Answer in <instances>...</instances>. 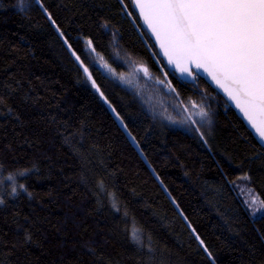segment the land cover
<instances>
[{
  "label": "trees",
  "instance_id": "16d2710c",
  "mask_svg": "<svg viewBox=\"0 0 264 264\" xmlns=\"http://www.w3.org/2000/svg\"><path fill=\"white\" fill-rule=\"evenodd\" d=\"M18 3L0 0V264H264L247 202L264 199V149L203 79L165 68L131 0ZM191 101L210 124L186 121Z\"/></svg>",
  "mask_w": 264,
  "mask_h": 264
},
{
  "label": "snow or ice",
  "instance_id": "6c2138e0",
  "mask_svg": "<svg viewBox=\"0 0 264 264\" xmlns=\"http://www.w3.org/2000/svg\"><path fill=\"white\" fill-rule=\"evenodd\" d=\"M121 2L123 3V0ZM131 2L138 11V18L143 21L138 27L147 28L150 38L154 39L155 45L167 59V64L173 66L182 76L191 77L193 81L203 76L220 89L242 114L252 130L250 135H254L264 146V0H131ZM37 3H41V0H37ZM128 15L132 13L129 12ZM48 18L56 25L51 14ZM56 27L63 37L64 33L60 31L58 25ZM103 27L107 28L108 25L104 24ZM65 43L71 51L72 46L68 44L67 39ZM87 46L91 52L96 53L91 39L87 41ZM72 55L80 62L92 87L105 103H108L80 56L74 51ZM97 55L102 62L101 66L111 77L127 84L132 83L126 75L117 74L116 69L104 61L103 56ZM135 71L142 72L144 76L150 78L149 69L144 65H140ZM164 75L167 76V73ZM159 83L165 82L160 80ZM168 88L169 91L175 92L170 81ZM191 108L198 111L192 113L185 108L184 111L188 113L186 121L193 125L211 123L209 113L204 107L191 101ZM112 111L115 113V108H112ZM193 114L200 117L199 122L191 118ZM116 116L123 122L119 113H116ZM132 139L135 141L134 137ZM243 179L250 178L245 176ZM103 183L102 180L99 182L101 190H104ZM113 198L115 199L114 194ZM113 207L116 211L120 210L115 203ZM248 207L252 209V216H258L259 220L264 221V199L258 201L253 199ZM192 232L211 258L212 253L204 240L195 234V229H192ZM131 239L143 248L137 230L131 232ZM212 264H215L214 260Z\"/></svg>",
  "mask_w": 264,
  "mask_h": 264
},
{
  "label": "water",
  "instance_id": "95a60500",
  "mask_svg": "<svg viewBox=\"0 0 264 264\" xmlns=\"http://www.w3.org/2000/svg\"><path fill=\"white\" fill-rule=\"evenodd\" d=\"M132 7H133V3H132ZM133 9H134V7H133ZM134 11H135L136 15L138 16V11H136L135 9H134ZM138 19H139V21H140V23L142 25L143 24L142 19H140V18H138ZM142 28L147 33V35L149 36V33H148L147 28L146 27H142ZM149 38H150V36H149ZM150 39L153 42V44L155 45L154 39H152V38H150ZM155 48H156V50H157V52L159 54L160 59L163 61L164 65L169 69V71L171 73H173L183 83H186V84H195L196 81H193L191 77L182 76L181 73L178 70H176L173 66L168 65L167 64V59L165 57H163V54L160 52L159 47L157 45H155ZM201 79H203L206 82V84L211 89H213L215 92H217L224 99V101L227 103V105L235 112V114L237 115V117L243 122V124L245 125V127L251 133L252 130L249 128V126L247 125L246 121L243 119L242 114L239 112L238 109L235 108L234 104L227 99V97L225 96V94L220 89L216 88V86L214 84H212L209 80L205 79L203 76H201ZM252 136L257 141V143L259 144V146L264 149V146H262L259 143V141L256 139V137L254 135H252Z\"/></svg>",
  "mask_w": 264,
  "mask_h": 264
},
{
  "label": "rangeland",
  "instance_id": "374dc122",
  "mask_svg": "<svg viewBox=\"0 0 264 264\" xmlns=\"http://www.w3.org/2000/svg\"><path fill=\"white\" fill-rule=\"evenodd\" d=\"M28 4H29V0H23V3H21V0H19V3H18V5H17V9H18V11H20V12H25L26 11V9H27V7H28ZM134 10V9H133ZM135 12V11H134ZM136 14V13H135ZM140 22V21H139ZM141 24V23H140ZM155 46V45H154ZM158 56H159V54H158ZM164 64V63H163ZM165 66V65H164ZM165 68L166 69H168L166 66H165ZM169 70V69H168ZM170 72V71H169ZM171 73V72H170ZM171 74H173V73H171ZM181 81V80H180ZM198 87V89H196V87L194 88L193 87V89L198 93V91L201 89L200 87H199V85L197 86ZM200 92V91H199ZM191 110L193 111V112H196V111H198L197 109H192L191 108ZM253 199H255V198H250V199H248L247 200V202L248 203H250ZM253 217V216H252Z\"/></svg>",
  "mask_w": 264,
  "mask_h": 264
}]
</instances>
